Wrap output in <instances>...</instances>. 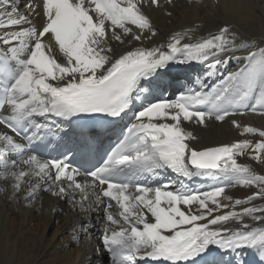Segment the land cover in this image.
I'll return each mask as SVG.
<instances>
[{"label": "snow or ice", "instance_id": "1", "mask_svg": "<svg viewBox=\"0 0 264 264\" xmlns=\"http://www.w3.org/2000/svg\"><path fill=\"white\" fill-rule=\"evenodd\" d=\"M175 6V0H0V180L11 181L13 198L22 194L28 206L43 191L85 214L95 211L97 219L102 211L100 251L113 264H194L213 246L252 249L264 264V204L254 203L264 201V176L237 162L250 153L264 164V130L234 118L247 111L264 115V47L245 53L227 26L195 43H182L196 31L189 29L173 34L166 48L141 46L157 35L148 10ZM233 61L239 67L230 70ZM191 62L206 69L199 91L173 99L154 95L151 86L163 70ZM208 78L219 82L205 93ZM142 92L148 93L143 99ZM35 117L69 127L111 118L122 127L106 162L81 172L71 167V147L60 157L29 154L46 127ZM207 120L229 122L245 139L193 147L197 137L186 125ZM167 170L188 179L228 173L258 190L229 205L219 199L229 185L192 192L183 184L173 190L136 182ZM94 227L86 220L78 231L87 238Z\"/></svg>", "mask_w": 264, "mask_h": 264}, {"label": "bare ground", "instance_id": "2", "mask_svg": "<svg viewBox=\"0 0 264 264\" xmlns=\"http://www.w3.org/2000/svg\"><path fill=\"white\" fill-rule=\"evenodd\" d=\"M175 5L174 8H167V10H148L153 30L157 32V35L152 39H145L141 46H165L166 48V42H170L173 34L184 33L189 29H196V31L190 40L182 36V43H195L210 34L217 33L218 26H227L230 29V35L236 37L245 53L249 48L264 47V0H191V2L175 0ZM167 11L173 14L168 16ZM134 43L140 45V42ZM123 50L124 46L117 49V51ZM237 67L239 65L235 61L229 66L230 70ZM174 68L179 70L177 75L172 74ZM205 71L204 65L196 62L172 64L163 70V75L153 81L151 88L156 97L164 99H173L174 92L180 95L190 90L199 91L198 78L202 77ZM218 82L215 78H208L205 81L208 87L204 89V92H210ZM146 95H148L147 92H142L140 98L143 99ZM248 105L251 107L253 103ZM234 118L242 126L264 130V115L258 112L247 111L245 115ZM34 119L37 122L41 121L40 117ZM121 127L122 124H118L115 131ZM186 129L193 131L197 137L189 143L200 149L245 139L240 135V130L229 122L220 124L214 120H207L205 126L189 123ZM247 138L253 142L259 139L251 135ZM249 155L251 154L237 157V162L250 167L257 176H264V164L250 160ZM2 171L0 169V172ZM165 184L173 190L181 184L184 186L196 184L201 192L215 186L229 185L219 198L222 204L229 205L236 199H244L258 190L254 186L240 184L239 179L232 174L220 172L188 179L167 170L151 177L146 183L150 187ZM196 191L198 190L194 192ZM225 197H231V200ZM91 199L94 201V196ZM85 203L87 206L88 202ZM254 203L264 204V201L257 200ZM210 207L214 206L210 205ZM229 210L231 208L221 211ZM236 210L239 211L240 208L237 207ZM109 211L119 219L118 209L113 208ZM99 217L100 219H97L95 211L85 214L79 208H73L65 200L43 191L37 193L34 205L28 206L22 194H17L13 198L11 181L0 180V264H106L104 255L100 251L102 244L100 233L101 225L107 221L102 211ZM245 219L250 224L254 223L248 218ZM86 220L95 224L96 227L92 228L87 238H84L78 228ZM228 223L231 227L237 226L233 221ZM74 236L79 239H74ZM232 256L243 264H260L258 254L252 249H240ZM143 262L137 261V264H143Z\"/></svg>", "mask_w": 264, "mask_h": 264}, {"label": "rangeland", "instance_id": "3", "mask_svg": "<svg viewBox=\"0 0 264 264\" xmlns=\"http://www.w3.org/2000/svg\"><path fill=\"white\" fill-rule=\"evenodd\" d=\"M248 103H254V100H250Z\"/></svg>", "mask_w": 264, "mask_h": 264}]
</instances>
